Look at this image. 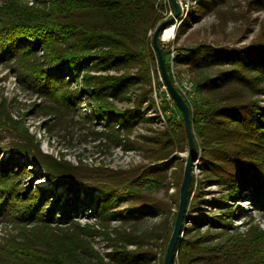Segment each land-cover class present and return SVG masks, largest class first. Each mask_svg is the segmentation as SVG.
Instances as JSON below:
<instances>
[{
  "label": "trees",
  "instance_id": "obj_1",
  "mask_svg": "<svg viewBox=\"0 0 264 264\" xmlns=\"http://www.w3.org/2000/svg\"><path fill=\"white\" fill-rule=\"evenodd\" d=\"M163 1L0 0V65L23 89L50 99L44 114H51L54 124L82 120L104 150H139L144 160L114 168L85 162L81 154L73 163L62 153H46L25 118L15 116V98L0 95V141L7 140L0 147L9 150L7 157L0 153V264H163L159 252L165 255L177 210L159 191L168 192L169 160L188 144L182 114L178 132L168 119L167 128L134 136L139 120H153L142 108L155 104L151 39L165 20ZM227 1L201 0L188 16L199 21ZM249 6L264 9V0H250ZM177 58L195 74L200 99L192 105L182 95L190 107L203 180L226 186L230 198L248 191L255 209L264 211V108L257 97L264 93V20L249 46L181 47ZM218 65L225 66L207 73ZM83 102L92 105L90 115L80 113ZM118 102L133 106L122 108ZM33 162L52 189L28 182ZM174 179L178 209L183 176ZM59 187L71 193L65 203L53 197ZM201 191L192 174L173 263L264 264V226L253 215L244 228L233 225L235 205H224L216 215H199L193 208ZM124 199L127 211L116 209ZM82 202L94 205L93 223L78 219L88 211H81ZM147 216L161 220L142 229ZM113 221L119 224L113 227ZM207 224L217 229H203ZM98 236L107 251L96 247Z\"/></svg>",
  "mask_w": 264,
  "mask_h": 264
},
{
  "label": "rangeland",
  "instance_id": "obj_2",
  "mask_svg": "<svg viewBox=\"0 0 264 264\" xmlns=\"http://www.w3.org/2000/svg\"><path fill=\"white\" fill-rule=\"evenodd\" d=\"M181 6V15L177 17L172 23L174 25V34L169 38H164L161 33L160 40L163 43L164 48L167 51V62L170 64L174 77L176 79L179 89H185L184 85L186 81L192 83L193 88L196 91L195 86V74L187 69V66L178 61L177 55L181 47L194 48L201 44H211L220 47H234V46H249L252 41L258 35L261 24L264 20V9H258L249 6L250 0H228L224 5L217 8L207 10L203 13L202 18L199 21L194 20L188 16L189 12L198 10V3L201 0H178ZM164 5L167 11L165 19L173 14L171 11L170 3L164 0ZM168 9V10H167ZM155 55V54H154ZM155 57V56H154ZM225 65H218L216 67L207 70L208 74H214L219 68ZM151 76H152V93L150 96L154 99L155 104L151 108L145 109L148 104L145 103L142 111L147 112L145 117H151L153 120L141 121L139 120L136 125L134 136L140 132L148 131L149 129H164L167 128L168 119H172V128L178 132L177 124L181 119V111L175 105L171 96L168 94L166 87L161 80L160 70L158 68V62L156 57L154 63L150 64ZM197 92V91H196ZM0 95L8 97V99L15 98L14 114L15 116H23L26 121V125L29 131L36 136L41 142V149L60 157V153L64 154V158L76 163L78 155H82L85 162L99 164L101 162L117 168L128 167L132 164L140 163L143 160L142 152L139 150H128L121 147L111 148L104 150L99 146V140L95 138V135L88 128V125H84L83 121L76 120L74 123L65 118L63 122H57L54 124L53 120H50L51 114H44L46 105L51 103L50 99L32 94L30 91L23 89L17 81L15 75L9 71L4 65H0ZM260 100L261 106L264 108V93L257 96ZM198 92L195 96H190V103L195 105L199 100ZM189 101V100H188ZM37 104V105H36ZM119 107L133 106L132 102H118ZM80 113L83 115H90L92 113V105L88 106L85 102L82 103ZM165 109V110H164ZM65 117H70L65 115ZM76 119H79L76 117ZM52 124V125H51ZM48 125H51L49 130ZM100 129V126H97ZM0 141V146L2 143ZM1 148V147H0ZM7 157L9 150L0 149V153ZM196 155V154H195ZM188 156V144L186 150L176 151L173 158L169 160V181L171 185L166 190L159 191L161 197L166 198L172 207L173 211L177 210L176 195L178 188L175 185L174 177H182L184 172V166ZM196 160L193 163L192 174L195 177V185L201 186L200 200H198L194 206V211L199 215L217 214L219 210H222L224 205L236 206L237 215L233 218V225L244 228L245 223L249 220L250 215H253L255 221L264 226V211L261 209H255L254 199L249 195V192L242 190L239 193H235L234 198L227 197L229 192L228 188L215 180L208 181L203 180V171L201 167L200 154L196 156ZM29 157H22V161H26ZM34 171L31 172L28 177V182L36 184L44 189H52V185L48 182L46 177L41 174L42 168L33 162ZM31 168L30 166L27 167ZM54 199H59L60 204L69 197L71 193H68L63 187H59L53 190ZM66 205V204H64ZM81 211L87 209V214L83 212L79 214L78 219L82 223L87 221L94 222V218L89 217L94 205H88L87 203H79ZM116 209H123L127 211L128 201L123 200L121 203L115 204ZM188 207V206H187ZM223 211V210H222ZM161 220V217H146L142 224V229H148L157 224ZM118 221H113L112 226L118 225ZM172 224V222L170 223ZM187 224H190L188 222ZM172 229V225H171ZM203 229H212L215 231L217 228L209 224L203 226ZM170 233V230H169ZM96 247L102 252L108 249L105 246V241L102 237H96ZM159 252V261L164 257ZM178 264V263H177Z\"/></svg>",
  "mask_w": 264,
  "mask_h": 264
},
{
  "label": "water",
  "instance_id": "obj_3",
  "mask_svg": "<svg viewBox=\"0 0 264 264\" xmlns=\"http://www.w3.org/2000/svg\"><path fill=\"white\" fill-rule=\"evenodd\" d=\"M170 1L174 8L173 14L156 26L152 35L151 42L153 49L156 53L161 80L163 81L166 90L168 91V94L174 100V102L176 103L182 114V119L185 126V132L188 140V156L184 166L183 179L180 185L179 205L176 213L175 223L167 244L163 264H174L173 263L174 250L179 237L183 235L184 217L187 211V198H188L189 186L192 181L193 163L197 158L195 155V143H194L190 107L184 96L180 93L178 88L173 83L168 73L166 61L159 42L162 31L168 25L174 23L175 19L181 15V6L179 4V1L178 0H170Z\"/></svg>",
  "mask_w": 264,
  "mask_h": 264
},
{
  "label": "built area",
  "instance_id": "obj_4",
  "mask_svg": "<svg viewBox=\"0 0 264 264\" xmlns=\"http://www.w3.org/2000/svg\"><path fill=\"white\" fill-rule=\"evenodd\" d=\"M177 83V82H176ZM185 89H181L182 94L190 101V96H195L197 94V92L195 91V89L192 86V83H188L186 81V84L184 85Z\"/></svg>",
  "mask_w": 264,
  "mask_h": 264
},
{
  "label": "bare ground",
  "instance_id": "obj_5",
  "mask_svg": "<svg viewBox=\"0 0 264 264\" xmlns=\"http://www.w3.org/2000/svg\"><path fill=\"white\" fill-rule=\"evenodd\" d=\"M174 34V25L170 24L165 28V31L163 33L164 38H169Z\"/></svg>",
  "mask_w": 264,
  "mask_h": 264
}]
</instances>
